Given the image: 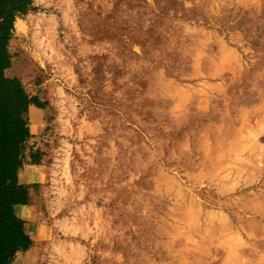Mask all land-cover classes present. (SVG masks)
<instances>
[{"label": "rangeland", "instance_id": "rangeland-1", "mask_svg": "<svg viewBox=\"0 0 264 264\" xmlns=\"http://www.w3.org/2000/svg\"><path fill=\"white\" fill-rule=\"evenodd\" d=\"M27 17L7 75L47 103L20 174L31 264H264V0Z\"/></svg>", "mask_w": 264, "mask_h": 264}, {"label": "trees", "instance_id": "trees-1", "mask_svg": "<svg viewBox=\"0 0 264 264\" xmlns=\"http://www.w3.org/2000/svg\"><path fill=\"white\" fill-rule=\"evenodd\" d=\"M34 0H0V264H9L16 253L27 250L33 240L18 205L31 203L30 186L18 177L23 165L30 128V106L45 108L47 103L30 95L18 77H10L12 55L9 42L19 14L32 9ZM32 162H39L31 153Z\"/></svg>", "mask_w": 264, "mask_h": 264}, {"label": "crops", "instance_id": "crops-1", "mask_svg": "<svg viewBox=\"0 0 264 264\" xmlns=\"http://www.w3.org/2000/svg\"><path fill=\"white\" fill-rule=\"evenodd\" d=\"M11 43V40L9 42V44ZM10 51H12V49L9 48ZM6 74H7V71H6ZM11 77V76H10ZM37 109H42V108H38L34 105H31L30 106V119L32 118V121L34 120V123H37V119L35 116L33 117V113L35 114V111L34 110H37ZM34 118V119H33ZM30 128H31V124H30ZM25 161V160H24ZM25 162H23V165L19 168L18 170V177L20 178V174H21V171L24 167V164ZM30 204L28 205H18L16 207V211H17V214L22 217L24 220H25V225H26V228H27V222H26V219L24 217V208L29 206ZM27 231L29 232L28 228H27ZM30 234V232H29ZM32 240H33V237L32 235L30 234ZM32 247H33V243L32 245L27 249V250H20L16 253V255L13 257V259L10 261L9 264H31V257H32Z\"/></svg>", "mask_w": 264, "mask_h": 264}, {"label": "bare ground", "instance_id": "bare-ground-1", "mask_svg": "<svg viewBox=\"0 0 264 264\" xmlns=\"http://www.w3.org/2000/svg\"><path fill=\"white\" fill-rule=\"evenodd\" d=\"M40 25L41 21L33 17H27L25 19L16 18L13 31L14 36H23L28 32L30 27H33L36 30ZM9 48L15 50L18 48V44L14 41H11Z\"/></svg>", "mask_w": 264, "mask_h": 264}]
</instances>
